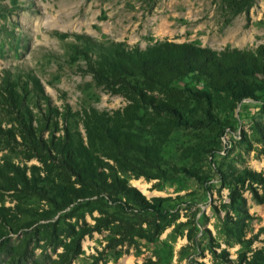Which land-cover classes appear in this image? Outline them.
<instances>
[{"label": "rangeland", "instance_id": "obj_1", "mask_svg": "<svg viewBox=\"0 0 264 264\" xmlns=\"http://www.w3.org/2000/svg\"><path fill=\"white\" fill-rule=\"evenodd\" d=\"M81 37L141 48L170 40L255 49L264 44V0L242 13L227 0H0V95L4 79L31 74L59 110L125 107L70 60ZM176 85L204 89L193 79ZM27 98L39 116L45 105ZM1 101L0 166L20 168L36 186L8 190L0 175V264H264L263 96L233 106L218 98L211 116L192 112L162 150L161 178L120 174L147 203L104 190L63 199ZM234 190L247 214L231 201ZM244 221L239 242L229 230Z\"/></svg>", "mask_w": 264, "mask_h": 264}, {"label": "trees", "instance_id": "obj_2", "mask_svg": "<svg viewBox=\"0 0 264 264\" xmlns=\"http://www.w3.org/2000/svg\"><path fill=\"white\" fill-rule=\"evenodd\" d=\"M227 2L234 12L242 13L252 7L254 0ZM80 40L81 44L70 45V60L81 61L83 71L105 92L122 96L127 101L125 107L75 112L67 104L59 110L41 81L31 74L7 77L1 85V102L14 116L15 132L39 152L46 173L55 176L52 183L59 181L55 190L63 199L75 200L104 190L147 203L120 174L148 181L161 178L162 150L172 133L189 122L192 112L211 116L209 109L218 98L233 106L264 97V44L255 49L227 47L217 51L170 40L145 48L126 42ZM186 79H193L204 89L191 91L176 85ZM31 94L45 105L39 116L27 107V96ZM48 130L44 139L42 132ZM0 175L6 179L8 190L36 186L20 168L8 162L0 166ZM231 201L247 214L242 193L232 191ZM153 226L159 227L156 222ZM246 227L245 221L237 222L229 233L240 242Z\"/></svg>", "mask_w": 264, "mask_h": 264}]
</instances>
